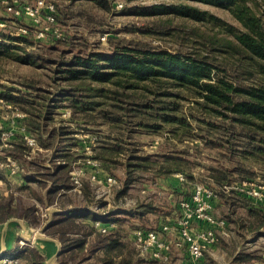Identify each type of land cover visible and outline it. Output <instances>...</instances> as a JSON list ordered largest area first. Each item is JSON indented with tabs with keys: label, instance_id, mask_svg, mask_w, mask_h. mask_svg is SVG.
<instances>
[{
	"label": "trees",
	"instance_id": "16d2710c",
	"mask_svg": "<svg viewBox=\"0 0 264 264\" xmlns=\"http://www.w3.org/2000/svg\"><path fill=\"white\" fill-rule=\"evenodd\" d=\"M96 1L104 7L112 6V0ZM180 8L179 13L197 20L205 19L207 14L190 4L181 5ZM167 10L169 8L165 7L162 11ZM247 26L248 30L238 34L236 41L217 35L210 36L206 54L175 52L133 41H120L114 44L111 51L76 53L69 60L54 62L60 73V82L58 91L53 94L37 92L39 88L31 82L21 83L27 87L25 89L0 82V143L2 131L9 125L3 118L6 112L2 102L4 100L26 114L20 122L36 135L41 148L53 150L50 162L59 161L54 170L51 169L54 164L47 168L44 164L45 158L39 164L36 154L43 151L39 149L36 153L32 152L23 138V133L18 131L15 134L11 140L12 145L7 146V153L20 162L23 171H27L26 163L41 170L42 167L47 168L42 174L41 170L32 169L35 175L41 177L36 179L38 188L44 189L48 182L52 183L44 193L29 186L31 194L44 205L57 202L61 205L59 207H66L68 202L75 206L68 212L54 211L52 216L43 218L36 213V206L23 204L13 194H0V229L4 222L13 217L27 218L34 224L37 223L33 219L38 217L42 220L45 231L57 236L62 244L58 264H175L172 256L168 261L149 255L141 256L132 235L137 227L147 228L145 223L140 222L150 211L166 215L169 210L161 211V208L151 205L146 207L144 203L137 202L131 207H124L120 211L123 215H115L110 214L111 209L107 211L105 203L101 207L104 208L105 218L101 219L104 222L110 221L113 225L106 232H102L95 224L98 219V210L95 208L97 200L88 179L83 182L81 202L77 203L72 199L61 202L58 199L66 195L65 190L71 188L69 171L72 163L82 154L77 155L67 148H55L57 141L64 139V135L70 136L73 130L64 125L54 126L52 123L56 121V114L62 113L59 109L67 107L72 110L71 118L77 113L96 109L104 112L105 117H109L111 121L119 122L125 118L127 127L122 126L124 132L118 136L100 137L93 153V157L110 174L116 175L114 171L117 164L123 166L121 167L125 177L122 180L118 178L121 185L116 191V199H119L125 195L129 184L142 178V175L136 173L140 169H154L155 179H158L171 177L175 172L185 173L186 168H189L188 163L186 165L185 161L182 162L181 156L172 153L170 149L162 155V160H145V156L138 153L139 148L131 138L137 125H153L160 129L166 124L171 127L167 131L177 132L179 135L185 134L179 132L180 129L192 131L193 127L188 118L196 120L197 116L191 114L187 118L182 115L179 102L180 98L186 97L184 92H190L202 114L206 115L205 126L199 125L200 132H191V136L199 137L205 147L223 148L221 155L230 163L218 166L206 164L207 175L201 174V181L210 183L206 184L215 190L217 199H223L232 205L231 192L244 202L249 218H231L237 225L240 238H245L248 234L264 235V198L257 200L238 189H226L245 179L255 180V167L264 173V23L256 15H251ZM2 35L4 41L7 40L10 44L3 42L1 45L5 49L1 50L0 46V54L9 53L15 45L14 39L17 38L11 34ZM18 38L27 40L26 36ZM220 52L234 56L238 61L228 64L225 60L219 61L208 54ZM258 60L262 64H258ZM105 83L110 84L107 86ZM139 89L143 90L140 94ZM105 99H111L112 102ZM150 119L154 122H147ZM185 151L187 150H181L184 153ZM188 177L195 179L191 173ZM214 204L216 207L215 201ZM175 210L178 215L179 206ZM229 225L230 221L227 219V227ZM244 244L241 241L232 249L227 248L233 263L248 264L264 260L262 253L247 249L242 246ZM8 254L24 260L27 264H43L45 261L39 250L28 244L22 246L19 252ZM206 254L201 264H214Z\"/></svg>",
	"mask_w": 264,
	"mask_h": 264
},
{
	"label": "rangeland",
	"instance_id": "374dc122",
	"mask_svg": "<svg viewBox=\"0 0 264 264\" xmlns=\"http://www.w3.org/2000/svg\"><path fill=\"white\" fill-rule=\"evenodd\" d=\"M37 1L0 0L1 50L5 49L1 45L3 42L10 44L7 40L4 41L2 33L11 34L17 38L14 39L13 44L15 45L9 53L0 54V82L23 89L27 87L21 85L22 82H31L39 88L37 92L45 95L58 91L60 73L54 62L69 60L76 53L111 51L114 44L120 41H133L175 52L206 54L208 51L206 45L210 36L217 35L226 40L236 41L238 34L248 30L249 16L256 15L264 23V0H112L110 8L104 7L96 0H46L55 4V22L51 24L46 23L48 11L45 8L38 17L28 13V6H34ZM120 3L122 6H119ZM185 4L197 6L206 11L205 19L197 20L179 13L178 9H181L180 6ZM165 7H168L169 10L163 12ZM45 25H49L47 34L39 36L41 26ZM56 31L62 33V39L55 40ZM20 36H26L27 40H20L18 38ZM208 54L215 56L219 61L225 60L228 64L237 60L234 56L222 52ZM258 64H262V62L260 63L258 60ZM109 84L105 83L107 86ZM142 92L143 90L139 89L138 94ZM183 94L186 97L179 99L182 115L184 114L187 118L191 114L197 116V121L192 117L188 118L193 127L192 131L180 129L179 132L185 134L179 135L177 132L167 131L171 127L166 124L160 129L153 125H137L134 127L131 140L139 148L138 153L145 156V160H149V162L162 160V155L169 149L172 150V153L180 155L182 162L185 161L189 166L184 171L185 182L169 186V188L157 186L155 182L160 178L155 179L154 169L149 167L140 169L136 173L142 175V178L137 181L136 185L127 188L125 197H122L123 204L131 207L140 202L144 203L146 207L151 205L158 209L161 208V211L175 210L180 201L191 194L196 182L210 184L208 181L200 179L201 174L207 175L206 164L230 165L228 159L221 155L223 148L205 147L199 137L191 136V132L194 134L200 132L199 125L205 126L206 115L202 114L190 92ZM105 100L109 103L112 102L111 99ZM63 110L65 108H60L59 112H63ZM7 112L6 109L5 113ZM70 118L65 120L62 113L56 114V121L52 125L67 126L66 128L73 130L74 133L84 129L85 132L96 134L98 138L109 135L118 136L124 132L122 126L127 127L124 117L119 122L111 121L109 117H105L104 112H100L98 109L86 113L80 112ZM147 122L151 123L154 120L150 119ZM157 122H161V120H157ZM6 149L7 146L0 148V157L7 153ZM181 150L187 151L184 153ZM49 153L45 151L36 154L39 164H42L43 158H48ZM253 164H256V161H253ZM121 166L117 164L114 171L116 175H113L122 180L125 176L122 171L123 166ZM32 169L41 170L37 166L25 164V170ZM255 170L257 173L253 178L260 184H264V173L257 167ZM190 173L195 176V179L191 180L188 177ZM173 175L177 177V172ZM144 183L145 185H143ZM236 185L234 183L233 186L226 187V189L231 191V188ZM118 188L119 186L116 187V189ZM18 194L22 196L23 202L27 205L37 203L29 191L22 190ZM81 198L78 195H71L65 200L72 199L81 202ZM230 200L233 202L232 205L219 199L214 208L215 214L226 217L230 221L225 232L219 230L215 246L212 245L211 248H213L206 252L207 258L214 264H235L227 253V248L232 249L241 241L245 243L242 246L258 250L264 255V235L248 234L245 238L238 236L237 225L231 221V218H249V215L244 202L235 197V193L230 192ZM152 211L146 214L140 223H145V226L155 225L160 215ZM174 214L177 215V213L172 215ZM41 217L44 218L43 215ZM132 218L135 217L132 216ZM33 221L37 224L42 223L38 217ZM249 237L253 239H249ZM22 241L23 243H21ZM22 241L17 250L14 248L13 251H10L9 249L8 252H19L22 246L30 245V242ZM185 251L187 252V250ZM8 252L5 251L0 255V264H4L7 256L15 257L9 255ZM171 256L172 260L176 261V258L183 257L184 254L176 251ZM16 258L21 264H27L24 260ZM248 264H264V260L248 262Z\"/></svg>",
	"mask_w": 264,
	"mask_h": 264
},
{
	"label": "built area",
	"instance_id": "2783aa9c",
	"mask_svg": "<svg viewBox=\"0 0 264 264\" xmlns=\"http://www.w3.org/2000/svg\"><path fill=\"white\" fill-rule=\"evenodd\" d=\"M119 6H122V3ZM44 8L48 11L46 23H54L55 4L52 2L38 0L34 6H28L27 10L32 16L38 17ZM48 29L49 25L41 26L38 35L45 36ZM62 36V33L55 32L56 38L60 39ZM2 102L8 110L3 118L9 122V125L2 131L0 148L11 146V140L20 131L32 152L41 149L36 135L31 133L24 123L20 122L26 114L14 107L13 104L4 100ZM62 116L65 119L70 118L72 110L65 108ZM76 136L80 142L79 151L82 155L74 161L70 170L73 187L81 192L84 180L88 179L95 188L96 197L106 199L119 181L113 174L102 175L101 172L104 169L100 161L93 157L94 147L99 138L96 134L85 132L84 129L76 133ZM0 167L7 168L12 175L18 174L22 169L20 162L11 155H5L4 159L0 160ZM177 177L180 181L186 180L185 174L182 172L177 173ZM234 188L255 197L257 200L264 198V184H260L256 180L245 179ZM217 196L212 187L203 182H196L191 194L180 201V212L173 219L165 220L154 228L137 227L133 230V240L139 254L168 261L174 247L184 248L188 251L190 264H201L206 251L217 243L219 230L225 232L227 228V219L214 212V200ZM42 215L47 217L48 212L43 211ZM95 224L102 232H106L113 225L110 221L104 222L101 218L96 219ZM204 224H207V227H202ZM3 263L21 264L16 257L11 256H7Z\"/></svg>",
	"mask_w": 264,
	"mask_h": 264
},
{
	"label": "crops",
	"instance_id": "0c3cea01",
	"mask_svg": "<svg viewBox=\"0 0 264 264\" xmlns=\"http://www.w3.org/2000/svg\"><path fill=\"white\" fill-rule=\"evenodd\" d=\"M56 147H59L62 149L67 148L71 152H76L77 155L80 154V151H79L80 142L76 136V133L74 132L70 136L65 135L64 139L58 140L55 148ZM40 150L43 152L45 151L50 152L48 155V158L44 159V164L47 166V168L51 164H54L51 168L52 170H54L58 166L57 162L59 161H55L54 163L50 162L51 157L53 155V150L51 151L49 149H44V148H41ZM5 155H10V154L9 153L3 154L2 157H5ZM2 157H0L1 158L0 160L3 159ZM47 168L42 167L40 174H42L43 171L47 170ZM0 173L2 174V177L0 178V194H3V195L13 194L15 198H20L22 202H23L22 196L18 194L19 191L21 192L22 190H24V191H29L31 193L30 188H29L30 186V187L36 188L38 191H40V193H44L45 189H48L52 186V183L48 182L47 187H45L44 189L38 188L37 186L38 181L36 179L41 178V177L39 175H35L34 170L23 171V169H21V171L18 174L12 175L10 174L7 168L0 167ZM106 173L108 172L105 169L103 172H101L102 175H105ZM69 175H70V171H69ZM184 182L185 181H180L178 177L173 175L171 177L160 178L159 180L155 182V185L161 186L164 188H169V186L172 187L173 185L174 186L180 185ZM136 183L138 182L136 181L134 183H131L129 184V186L132 187L136 185ZM120 185L121 183H118L116 186H114L110 194L106 197V199L97 198L95 188L92 185V187L94 188V192H95V198L97 200V202L95 203L96 204L95 208L98 210L96 213L98 218H101V217L105 218L104 216L105 213L103 212L104 208H101L102 205L105 203L107 204V205L105 204L107 211L111 209L110 214L123 215V213H121L120 211L124 210V207H127V205L123 204L124 202H122V197L119 199H116V191H117L116 187ZM143 185H145V183ZM65 193H66L65 196L63 195V196H60V198H58L60 199L61 202L67 201L65 200V198L71 195H76V196L78 195L82 197V191L78 192L77 190H75L73 187V184L71 185V188L65 190ZM31 196L37 203H34L32 205L30 204V205L36 206L38 210L36 211V213L40 214L41 216H42L43 211H47L48 215L52 216L54 211H59L61 213L62 212L64 213V212L70 211L72 208L75 207L73 206L74 203H68V202H66V207H59L61 205L57 204V202L51 205L50 204L44 205L35 196H33L32 194ZM214 201L218 203L219 199L216 198ZM23 204L25 203L23 202ZM176 212H177L176 210H171L167 212L166 215L164 214L160 215V218H158L157 223L155 225L147 226V228L157 227L159 224H161L165 220L173 219L175 214L174 215L172 214ZM109 216L111 217V215ZM202 227H207V224H204ZM250 237L249 239H253ZM22 240L30 242L31 246L39 250V252L45 257V261L43 262V264H58V254L62 249V244L60 240L58 239V237L48 234L45 231L42 223L34 224L30 221V219L23 218V217H13V218L8 219L6 222L2 224L1 229H0V255L5 253V251L8 252L9 249L10 251H13L12 249L14 248L15 250H17L18 245L20 244ZM185 250L186 249L184 248H177V247L173 248L172 254L176 251L184 254L183 257L176 258V261H174L175 264H190V259H188V256H189L188 251L186 252Z\"/></svg>",
	"mask_w": 264,
	"mask_h": 264
}]
</instances>
